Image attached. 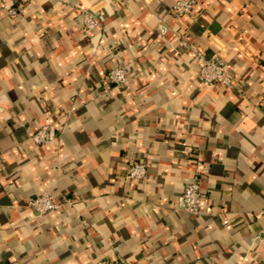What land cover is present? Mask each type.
Masks as SVG:
<instances>
[{"label": "crops", "instance_id": "1", "mask_svg": "<svg viewBox=\"0 0 264 264\" xmlns=\"http://www.w3.org/2000/svg\"><path fill=\"white\" fill-rule=\"evenodd\" d=\"M175 1L0 0V264H264V0ZM198 53L238 87L203 81Z\"/></svg>", "mask_w": 264, "mask_h": 264}, {"label": "built area", "instance_id": "2", "mask_svg": "<svg viewBox=\"0 0 264 264\" xmlns=\"http://www.w3.org/2000/svg\"><path fill=\"white\" fill-rule=\"evenodd\" d=\"M197 6V0H176L173 12L178 15H191ZM85 29L95 30L99 26L98 19L89 11L81 13ZM201 62L200 77L209 84H222L231 89L238 87V82L233 73L220 64L215 58L207 59L202 53H198ZM109 80L117 86H126L130 76L126 68L116 67L109 72ZM53 137L51 123L46 124L34 134L33 138L38 144H45ZM148 165L145 162H131L127 166V176L132 180H144L148 175ZM182 203L185 209L194 215L201 213L204 196L198 180L190 182L182 195ZM29 205L40 215L57 212L63 208V203L53 200L48 194H40L29 202ZM264 214V209L262 210ZM97 264H119L116 260H101Z\"/></svg>", "mask_w": 264, "mask_h": 264}]
</instances>
